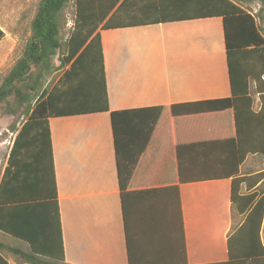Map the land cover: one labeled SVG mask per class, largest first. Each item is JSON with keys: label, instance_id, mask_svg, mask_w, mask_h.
<instances>
[{"label": "trees", "instance_id": "1", "mask_svg": "<svg viewBox=\"0 0 264 264\" xmlns=\"http://www.w3.org/2000/svg\"><path fill=\"white\" fill-rule=\"evenodd\" d=\"M259 1L264 6V0ZM242 2L246 1L39 2L22 57L9 70L0 87V104L15 97L21 106L26 105L25 122L20 129H12L16 136L0 180V237L3 239L0 240V264H10L6 255L15 264H67L49 120L109 112L100 31L215 17L223 19L232 97L193 106L199 109L200 116H212L219 127L226 129L230 143L228 150L232 153L224 162L229 172L221 176L233 178V206L239 214L246 216L242 227L229 239V261L222 264H264L261 237L264 182L255 188L264 181V172L239 176V167L247 156L264 158V32L258 17L244 10ZM69 5L73 7L72 27L67 39L62 41V32L68 24L65 12ZM4 36L0 29V42ZM57 55L61 58L63 74L51 89L40 92L38 82L44 74L52 72V58ZM35 73L37 78L33 80ZM254 96H259L258 111L254 110ZM182 107L187 106L111 114L129 264H188L182 238L174 252L152 256L148 253L144 241L139 240V234L134 231L135 214L140 209L132 204L140 193L139 185L151 176L144 171L149 173V167L158 163L150 159L154 140L149 151L145 150L152 133L156 132V122L172 118V114L182 118L184 112L177 113ZM156 111H168L171 116ZM129 117L136 119L138 124L128 123ZM144 123L148 126L145 141L134 156V145ZM162 135V139L167 137V130ZM145 152H148L146 156ZM243 185L247 187V194L241 193ZM176 194L178 200L177 189ZM177 205L180 224L179 200Z\"/></svg>", "mask_w": 264, "mask_h": 264}, {"label": "crops", "instance_id": "2", "mask_svg": "<svg viewBox=\"0 0 264 264\" xmlns=\"http://www.w3.org/2000/svg\"><path fill=\"white\" fill-rule=\"evenodd\" d=\"M0 29L5 35L1 46L6 33L1 25ZM100 34L109 112L49 120L65 262L129 264L111 114L183 105L187 107L177 110L185 113L182 118L172 114L156 122L145 148L149 151L154 140L150 159L158 163L149 173L144 171L151 176L139 185L132 203L140 209L134 231L144 243L152 237L167 238L154 255L174 252L182 238L188 264L228 262L229 239L246 217L233 206V178L221 176L229 172L224 164L232 153L229 137L212 116H200L193 106L232 97L223 19L180 20ZM160 112L170 115L155 113ZM128 123L138 121L129 117ZM142 127L134 156L148 131L147 123ZM164 130L167 137L162 139ZM252 160L259 163L264 158L247 156L239 167L240 177L264 172ZM246 190L243 185L241 193ZM261 237L264 244L263 232Z\"/></svg>", "mask_w": 264, "mask_h": 264}, {"label": "rangeland", "instance_id": "3", "mask_svg": "<svg viewBox=\"0 0 264 264\" xmlns=\"http://www.w3.org/2000/svg\"><path fill=\"white\" fill-rule=\"evenodd\" d=\"M41 0H0L2 11L0 12V25L6 33V39L0 46V87L5 76L14 64L22 57L25 50V45L31 34V21L36 13L37 6ZM242 2L243 8L250 11L256 17L264 32V6L259 0H245ZM73 7L69 5L65 15L68 19V24L62 32L61 39L65 41L68 37L69 30L72 27ZM59 56L52 58L53 70L49 74H44L38 82V89L42 92L44 89H51L58 79L62 76L63 70L60 69ZM37 73L33 74L32 79L36 80ZM32 86L34 83L31 81ZM252 88L255 84L252 83ZM255 97V96H254ZM260 102L255 97L254 109L259 110ZM26 105L21 106L20 101L15 97L8 99L0 104V180L6 167L7 159L13 145V140L16 133L13 128L20 129L26 120ZM257 159V158H256ZM252 160V164L258 166L259 170L264 169V161ZM261 162V163H260ZM247 172V170H245ZM254 172V171H251ZM264 237V224L262 227ZM166 237L162 241H157L153 237L145 243V249H149V254L152 256L156 252L158 244L166 243ZM0 240H3L0 237ZM9 243V242H7ZM159 255V254H158ZM161 255V254H160ZM12 262V258L6 255Z\"/></svg>", "mask_w": 264, "mask_h": 264}]
</instances>
